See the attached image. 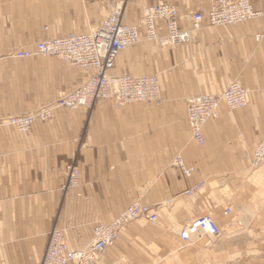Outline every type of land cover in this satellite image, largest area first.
<instances>
[{
  "label": "crops",
  "instance_id": "1",
  "mask_svg": "<svg viewBox=\"0 0 264 264\" xmlns=\"http://www.w3.org/2000/svg\"><path fill=\"white\" fill-rule=\"evenodd\" d=\"M214 1L0 0V264H41L54 229L68 248L81 249L95 225L111 223L134 202L150 210L160 204L157 222L126 225L97 264H264V161L252 166L264 137V0H251L260 17L202 25L187 44L162 48L142 40L125 49L113 73L157 76L159 105L57 109L27 134L5 122L63 97L86 76L54 58L17 59L19 49L86 33L115 9L134 25L161 2L175 5L181 28L190 30L187 16ZM233 82L249 92V104L222 105L198 146L186 123L187 100L219 95ZM178 154L194 168L190 178L172 167ZM72 164L78 186L62 193L64 169ZM196 185L198 191L184 195ZM204 214L223 232L184 246L179 231Z\"/></svg>",
  "mask_w": 264,
  "mask_h": 264
},
{
  "label": "bare ground",
  "instance_id": "2",
  "mask_svg": "<svg viewBox=\"0 0 264 264\" xmlns=\"http://www.w3.org/2000/svg\"><path fill=\"white\" fill-rule=\"evenodd\" d=\"M247 1L249 5H246L244 2L241 4L236 2V5H230L228 7L227 12L224 11L221 14L215 15L212 19L214 24L210 22V11L215 2L210 5L205 12L197 11L189 14L187 19L191 22L190 30H183L181 28V17L179 11L177 7L172 4L161 2L152 7L144 9L137 24L134 25L125 24L122 20V12L120 9H115L98 25L91 27L86 33L75 34L69 32L63 37L45 39L43 41L37 42L31 49H20L15 53V58L17 59H27L36 56L54 58L76 69H79L85 73L86 76L82 83L73 91L65 93L63 97L47 105L39 107L35 112L31 114L28 113L26 116L8 117L5 120L6 124L12 126L22 134H27L30 132L34 123L42 122L40 119L42 115H46L48 118L47 120H49L53 115V112L57 109H91L97 102L110 103L116 109H120L125 105L134 103L159 105L161 101V91L157 76L115 75L113 73V69L118 56L125 49L137 45L142 40L162 48L182 45L189 43L191 35L198 31L202 25L209 28L232 26L260 17L262 15L261 12H258L254 9L251 0ZM159 7H165L166 9L160 15H156L154 11ZM253 11L259 14L253 15ZM173 12L174 16L172 17L171 13ZM196 13H199L203 16V20L198 22V24H194L192 20L193 15ZM171 18H174V25H172L171 29L169 30L167 20H170ZM118 24L120 27H118ZM104 25L106 26L104 27ZM176 27L180 30L178 31V35H180L178 37H176ZM125 28H132V30L126 31ZM117 33L119 34L117 35ZM94 36L97 38L103 37L105 39H107L109 36H112L117 40L121 48V50H119L115 56L112 67L105 71L103 70L104 61L101 59L102 54H99V56H94L91 53L92 45H90V43L92 42V39L82 38ZM255 39L259 41L260 36L257 35ZM39 46H42L41 50L38 49ZM100 50L102 53H104V49L101 48ZM18 55H23L22 57L24 58H19ZM70 56L74 60L70 59ZM75 62L81 63V66L75 64ZM58 102L70 103L72 105H70V107H58ZM248 104L249 92L238 82L231 83L219 95H199L188 99L186 102V123L195 143L198 146L203 145L204 141L202 137V129L206 122H208L210 119H216L219 116V109L222 105L229 110H234L244 109ZM13 121L20 122V126L30 123V127L27 131H24L21 127L13 125ZM192 122L194 123V126L192 125ZM260 158L262 159L259 160ZM263 161L264 137L260 139L257 147L253 150L252 166L257 167L263 163ZM176 164L177 166H174ZM173 166L180 169L185 178H190L194 172L193 167L184 166L183 159L180 154L176 155L173 159L172 167ZM67 167H70V170H67ZM64 172L65 183L61 188L62 193L78 186L80 177L79 170L73 164L66 165ZM200 187V185H196L194 188L185 191V193L189 192V195H184L188 197ZM149 211V207L142 205L139 202L130 204L111 223L106 225H95L92 229V240L79 250H71L68 248L64 233L61 230L54 229L49 232L48 241L41 264H44L45 261H47L49 264H62V262L68 260V254H72V256L79 259V257L86 254V251L90 246L92 247L93 245H96V242H101L105 245L101 251H97L96 261L98 263L101 253L117 242L119 234L126 225L137 219H144L150 223L147 215ZM228 213L229 212H225L224 214L227 215ZM155 217L154 223L150 224H155L157 222L156 214ZM126 220L130 221L126 223ZM120 222H122L123 225L116 229V226H118ZM188 225H185L186 228L183 229L185 227L184 226L178 234V237H180L181 233L183 232L188 234L189 240L186 243H183L179 239L184 246L190 245L192 241L199 239L203 235L214 237L209 233L197 234L196 231L189 232L187 229ZM190 227L191 225L189 228ZM109 236H111V238ZM86 256L87 261L92 260V257L89 255ZM68 264L77 263L76 261L70 259Z\"/></svg>",
  "mask_w": 264,
  "mask_h": 264
},
{
  "label": "built area",
  "instance_id": "3",
  "mask_svg": "<svg viewBox=\"0 0 264 264\" xmlns=\"http://www.w3.org/2000/svg\"><path fill=\"white\" fill-rule=\"evenodd\" d=\"M236 2L238 3H242L244 2L246 5H249L248 4V1L247 0H217L214 4H213V7L210 11V22L214 24V22L212 21V19L214 18L215 15L217 14H221L222 12H227L228 11V7L230 5H236ZM247 8V7H245ZM166 8L163 7V8H156L154 13L156 15H160L161 13H163V11L165 10ZM173 11V10H171ZM259 13H256L253 11V15H257ZM171 16L173 17L174 16V12L171 13ZM174 18H171L170 20H167V24H168V27H169V30L171 29V26L174 25V22H173ZM192 20L194 22V24H198V22H201L203 20V16L199 13H196L195 15H193L192 17ZM118 22V21H117ZM108 24V23H107ZM106 24V25H107ZM104 25V27L106 26ZM153 25H154V22H153ZM118 27L119 24H118ZM124 29V28H122ZM126 31H129V30H132L131 29H126ZM178 31L179 28L176 27V37L180 36L178 35ZM119 33H117L118 35ZM171 35V33H170ZM83 39H92V42L90 43V45H92L91 47V53L92 55L94 56H99V54H102L101 56V59H103L104 61V64H103V70H107L109 68L112 67L113 63H114V59H115V56L117 54V52L119 50H121L117 40L115 38H113L112 36H109L107 39L103 38V37H82ZM183 42V41H182ZM42 46H39L38 49H42L41 48ZM104 49V53L101 52L100 49ZM39 51V50H38ZM51 55V54H50ZM23 55H18L19 58H24L22 57ZM94 58V57H93ZM70 59H73L71 56H70ZM74 60V59H73ZM95 60V59H94ZM75 64L77 65H80L81 66V63L79 62H75ZM70 103H63V102H58L57 106L58 107H70ZM41 121L44 122L46 121L48 118L46 115H42L40 117ZM30 121V120H29ZM13 125L17 126V127H21L24 131H27L30 127V123L28 124H25L23 126H20L18 121H13L12 122ZM192 125L194 126V123L192 122ZM201 144V143H200ZM256 154V153H255ZM262 158H260L259 160H261ZM174 166H177L174 165ZM74 169V168H73ZM67 170H70V167H67ZM188 195H189V192H188ZM229 212V211H227ZM148 218H149V221L150 223H154L155 221V214L154 213H151L150 211L148 212ZM130 220H126V223L129 222ZM189 224V225H188ZM188 231L189 232H194L196 231L197 234H207L209 233L210 235L214 236V237H217L219 236V234L221 233L220 229L218 228V226L216 225V223L207 215H204V216H199L198 218L194 219L193 221H191L190 223H188ZM122 222H120L118 224V226H116V229L120 226H122ZM186 225V226H187ZM191 225V227L189 228V226ZM186 226L183 228L185 229ZM202 231V232H201ZM111 238V236H109ZM179 239L183 242V243H186L188 240H189V237H188V234L186 232H183L181 233ZM96 245H93L91 248L89 247L86 251V254L76 258L74 256H72V254H68V260L67 261H64L62 262V264H68V262L70 261V259L76 261L77 264H96V254H97V251H101L103 248H104V245L103 243L101 242H96L95 243ZM64 251H65V248H64ZM86 255H89L90 257H92V260L90 261H87L86 258L87 256ZM46 264H49L47 261H45ZM44 262V264H45Z\"/></svg>",
  "mask_w": 264,
  "mask_h": 264
},
{
  "label": "rangeland",
  "instance_id": "4",
  "mask_svg": "<svg viewBox=\"0 0 264 264\" xmlns=\"http://www.w3.org/2000/svg\"><path fill=\"white\" fill-rule=\"evenodd\" d=\"M215 1H216V0H215ZM215 1H214V2H215ZM214 2H213V3H214ZM213 3H212V4H213ZM212 4H211V5H212ZM151 7H152V6H151ZM127 25H131V24H127ZM38 42H40V41H38ZM36 43H37V42H36ZM34 45H35V43H34ZM34 45H33V46H34ZM31 48H32V47H31ZM26 49H29V48H26ZM19 50H20V49H19ZM19 50H18V51H19ZM18 51H17V52H18ZM15 57H16V56H15ZM36 57H41V56H36ZM27 59H30V58H27ZM0 61H1V60H0ZM235 84H237V83H235ZM160 102H161V101H160ZM97 103H98V102H97ZM105 103H106V102H105ZM112 106H113V105H112ZM113 107H114V106H113ZM114 108H115V107H114ZM115 109H116V108H115ZM117 110H118V109H117ZM30 114H31V113H30ZM25 116H26V115H25ZM11 117H16V116H11ZM15 130H16V129H15ZM16 131H17V130H16ZM74 166H75V165H74ZM173 167H174V166H173ZM61 188H62V187H61ZM193 188H194V187H193ZM199 189H200V188H199ZM199 189H198V190H199ZM60 190H61V189H60ZM198 190H197V191H198ZM65 192H66V191H65ZM65 192H63V193H65ZM195 192H196V191H195ZM195 192H193V193H195ZM193 193H192V194H193ZM184 194H185V195H188V192H186V193H184ZM145 206H146V205H145ZM127 207H128V206H127ZM147 207H148V206H147ZM159 208H161L160 204L153 205V207H152V209L150 210V212L156 214V210L158 211ZM228 210H229V209H227L226 212H227ZM204 215H206V214H204ZM204 215H200V216H204ZM207 216H208V215H207ZM198 217H199V216H197L196 218H198ZM209 217H210V216H209ZM196 218H194V219H196ZM210 218H211V217H210ZM194 219H192L191 221H193ZM211 219H212V218H211ZM212 220H213V219H212ZM191 221H190V222H191ZM213 221L215 222V220H213ZM190 222H189V223H190ZM187 224H188V223H187ZM187 224H186V225H187ZM219 229H220L221 232H223V231L221 230V228H219ZM180 231H181V230H180ZM180 231H179V232H180ZM191 243H192V242H191ZM182 248H184V247H182ZM81 249H82V248H81ZM78 250H79V249H78ZM96 264H97V262H96Z\"/></svg>",
  "mask_w": 264,
  "mask_h": 264
}]
</instances>
